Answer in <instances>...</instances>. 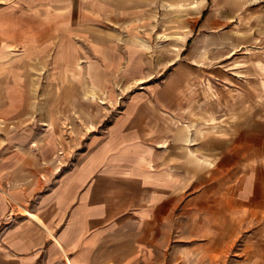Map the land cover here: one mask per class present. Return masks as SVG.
Instances as JSON below:
<instances>
[{
    "label": "rangeland",
    "instance_id": "obj_1",
    "mask_svg": "<svg viewBox=\"0 0 264 264\" xmlns=\"http://www.w3.org/2000/svg\"><path fill=\"white\" fill-rule=\"evenodd\" d=\"M261 99L264 0H0L5 179L59 171L128 109L178 111L195 136L235 138L264 122ZM176 199L168 264H264V211L183 214Z\"/></svg>",
    "mask_w": 264,
    "mask_h": 264
},
{
    "label": "crops",
    "instance_id": "obj_2",
    "mask_svg": "<svg viewBox=\"0 0 264 264\" xmlns=\"http://www.w3.org/2000/svg\"><path fill=\"white\" fill-rule=\"evenodd\" d=\"M247 96L233 100L246 107ZM183 116L128 109L59 171L0 173V264H168L174 196L183 214L264 211V122L198 137Z\"/></svg>",
    "mask_w": 264,
    "mask_h": 264
}]
</instances>
